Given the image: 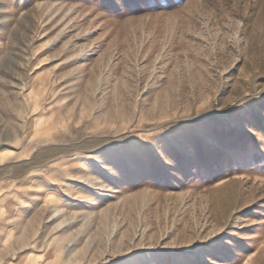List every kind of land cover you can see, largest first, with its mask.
I'll return each mask as SVG.
<instances>
[{"label":"rangeland","instance_id":"374dc122","mask_svg":"<svg viewBox=\"0 0 264 264\" xmlns=\"http://www.w3.org/2000/svg\"><path fill=\"white\" fill-rule=\"evenodd\" d=\"M0 264H264V0H0Z\"/></svg>","mask_w":264,"mask_h":264},{"label":"bare ground","instance_id":"6f19581e","mask_svg":"<svg viewBox=\"0 0 264 264\" xmlns=\"http://www.w3.org/2000/svg\"><path fill=\"white\" fill-rule=\"evenodd\" d=\"M70 192L71 191H69L68 193H70ZM53 197H54V192H53L52 188L51 187H46V188H44V190L40 194H38L36 196V198L33 201H31L28 204V207H29V209H33V208L36 207V205L38 203H44V202L48 201L50 198H53ZM25 213H26L25 209L24 210L20 209L18 211V213H17L18 218L21 219L25 215Z\"/></svg>","mask_w":264,"mask_h":264}]
</instances>
